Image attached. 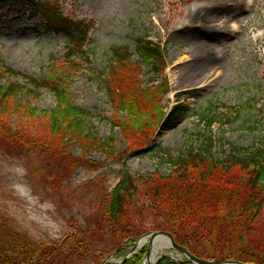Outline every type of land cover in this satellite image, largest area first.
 <instances>
[{
    "label": "rangeland",
    "instance_id": "obj_1",
    "mask_svg": "<svg viewBox=\"0 0 264 264\" xmlns=\"http://www.w3.org/2000/svg\"><path fill=\"white\" fill-rule=\"evenodd\" d=\"M48 1L52 7L57 2L66 17L86 28L83 55L71 64L65 62L66 41L46 34L41 28L42 19L34 16L35 3ZM189 1L0 3V86L12 95L20 88L17 97L7 102L12 110H20L18 115L11 114L9 123L17 127L20 120L31 125L32 135L52 141L48 155H30L0 140V215L8 217L33 241L54 243L73 231L71 221L85 225L98 203L96 197L101 198L105 190H116L122 171L134 177L168 176L172 168L162 160L160 150L178 155L197 148L196 136L205 131L200 116L208 109L213 117L209 132L216 141V157L230 154L231 146L250 149L261 142L264 145V0H232L215 10L212 0ZM192 8L213 9L216 22L211 26L202 22L187 25L183 14ZM139 41L163 48L162 60L152 61L156 64L153 68L152 62L140 58ZM198 42L208 44L210 49L200 51L197 58L190 49ZM113 49L126 52L128 64L116 65ZM211 62L216 66L208 83L178 86L189 67ZM109 70L112 79L118 77L126 84L133 81L130 87L135 92L129 93V99L134 114L138 106L150 109L139 119L149 121V125L139 128V132H128L126 140L115 125L121 124L119 118L124 114L113 108L104 89L103 80ZM54 75L63 84L62 101L85 114L74 121L83 123L84 133L93 135L100 144L112 140L116 155L106 148L99 149L98 143H94L93 150H85L81 144H74V138H54L55 131L50 136L51 112L58 121L69 119L61 115L63 103L49 87ZM241 109L252 110L240 114ZM29 110L32 118L21 113ZM146 136L148 140L142 142ZM62 144L68 147L65 158H61ZM146 146L153 147L143 154H132ZM128 149L132 152L126 156L123 153ZM232 178L238 181L235 170ZM164 254L176 256L170 250Z\"/></svg>",
    "mask_w": 264,
    "mask_h": 264
},
{
    "label": "trees",
    "instance_id": "obj_2",
    "mask_svg": "<svg viewBox=\"0 0 264 264\" xmlns=\"http://www.w3.org/2000/svg\"><path fill=\"white\" fill-rule=\"evenodd\" d=\"M4 1L0 0V3ZM57 7V2L53 7L49 1L35 3L34 16L41 17V28L46 34L65 39V62L71 64L83 55L87 32L86 28L77 26ZM137 52L144 62L150 64L152 61L159 63L163 56L158 45L147 41H139ZM112 55L116 65L128 64L129 56L121 49H113ZM155 65L153 63L152 68ZM110 72L104 77V89L113 108L124 114L119 118L121 124L115 125L121 129V135L126 140L128 132H139V128L149 125V121L143 123L139 119L149 114L150 109L138 106L137 114H134L129 99V93L135 92L130 87L133 81L130 79L126 84L118 77L112 79ZM50 81L49 87L64 106L61 115L70 119L58 121L55 113L51 112L52 116L49 117L53 121V130L50 136L54 131V138L69 136L74 138V144H81L85 150L96 148L94 143H98L99 149L106 148L111 155H116L118 150L114 148L112 140L100 144L93 135L84 133L83 123L74 121L75 117L85 114L70 107L66 100L62 101L60 93L63 84L60 78L54 75ZM16 91L19 92L20 88ZM18 92L12 95L11 91L0 86V140L19 146L27 151L24 154L48 155L52 141L41 135H32L29 133L31 125L26 126L20 120L17 127L9 123L11 114L18 115L20 110L16 111V107L12 110L7 102L12 96L16 98ZM124 92L126 97L123 96ZM251 110L241 109L240 114H249ZM21 113L29 118L33 116L30 110ZM210 113L208 109L200 116L205 122V131L196 136L197 148L178 155L160 150L162 160L172 168L168 176L134 177L128 171H122L116 190L110 193L105 190L101 198L96 197L98 203L86 224L77 225L75 220L71 221L73 231L62 240L54 243L35 242L14 223L12 225L8 217L0 215V264H99L118 249L115 257L124 258L128 248L139 237L153 231L171 234L178 246L199 259L264 264V145L261 142L250 149L231 146L230 154L216 157V141L209 132L213 124ZM113 121L118 120L113 118ZM142 140L146 142L147 136ZM62 147L61 158H65V148L68 147L66 144H62ZM147 148L138 147L133 152L128 149L123 154H140ZM234 170L238 181L232 178V182L231 172ZM143 256L144 250L123 264H141ZM157 264L191 263L175 262L165 257Z\"/></svg>",
    "mask_w": 264,
    "mask_h": 264
},
{
    "label": "bare ground",
    "instance_id": "obj_3",
    "mask_svg": "<svg viewBox=\"0 0 264 264\" xmlns=\"http://www.w3.org/2000/svg\"><path fill=\"white\" fill-rule=\"evenodd\" d=\"M191 1V0H190ZM189 1V2H190ZM255 1V0H254ZM212 2L215 4L213 9L220 8L223 4H226L227 2H232V0H212ZM213 9H198L195 10L194 8L189 9L186 11L184 16V20L186 21L187 25L192 24L193 22H202L206 23L207 25H212L216 22L214 11ZM208 44H203V42H198L197 46H194L192 44L191 47V53L194 55V57L198 58V53L200 51L206 53L208 52ZM197 53V54H196ZM196 54V55H195ZM192 58V57H191ZM214 62L209 63H203V64H196L193 67H189L188 71L185 72L181 80L178 81V86H181V88L184 87H194L195 85H199L202 83H208V81L212 77V70H214V67L216 64ZM176 68H180V65L176 66ZM180 88V87H179ZM168 243L163 238H157V240L154 242L151 250H150V257L149 260L145 262V264H154L156 261V257L158 255H162L165 250H168Z\"/></svg>",
    "mask_w": 264,
    "mask_h": 264
},
{
    "label": "water",
    "instance_id": "obj_4",
    "mask_svg": "<svg viewBox=\"0 0 264 264\" xmlns=\"http://www.w3.org/2000/svg\"><path fill=\"white\" fill-rule=\"evenodd\" d=\"M160 237L166 240V242L169 245L168 248L172 252L178 254L179 256H183L186 259V262L191 263V264H244V263L235 262V261L219 262V261H209V260H202V259L195 258L186 249L176 245V243L174 242L173 237L170 234L164 233V232H152V233H149V234L144 235L143 237H141L132 246L128 257L133 255V254H135L137 251H139L141 249L143 244L147 243L145 257H144V260H143V263H142V264H145V262L149 260L150 250H151L154 242L157 240V238H160ZM128 257H126V259ZM163 257H165V256L163 255L158 260H160ZM112 263L113 262L110 261V260H105L101 264H112Z\"/></svg>",
    "mask_w": 264,
    "mask_h": 264
}]
</instances>
